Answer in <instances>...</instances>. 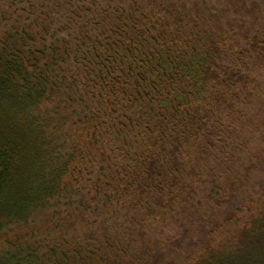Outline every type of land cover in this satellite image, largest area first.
I'll return each instance as SVG.
<instances>
[{
  "label": "trees",
  "instance_id": "16d2710c",
  "mask_svg": "<svg viewBox=\"0 0 264 264\" xmlns=\"http://www.w3.org/2000/svg\"><path fill=\"white\" fill-rule=\"evenodd\" d=\"M20 4L0 34V231L40 216L111 227L95 244L17 241L0 264H264V181L243 174L264 170L262 143L205 179L216 140L232 131L242 151L256 134L234 112L264 109V0Z\"/></svg>",
  "mask_w": 264,
  "mask_h": 264
},
{
  "label": "rangeland",
  "instance_id": "374dc122",
  "mask_svg": "<svg viewBox=\"0 0 264 264\" xmlns=\"http://www.w3.org/2000/svg\"><path fill=\"white\" fill-rule=\"evenodd\" d=\"M21 0H16V6L11 7L10 2L8 0H0V34L2 33L3 27L5 25H9L13 23V20L21 14V11L19 8L22 7V4H20ZM18 8V9H17ZM12 16V17H11ZM5 18L7 20H5ZM12 25V24H11ZM258 74V87L262 89V92L264 93V68L259 70L257 72ZM257 98V97H256ZM258 99V98H257ZM257 99L255 100V97L253 99V103L251 106L246 107L243 109V111L234 112L237 116L241 115L242 113H248L249 115L255 116L254 120V127H253V133L256 132V134L253 137V140L251 141L252 137V128H249V133L247 136V139L250 138L249 147L247 150H240V146L237 145V135L234 137L232 131L227 133L225 141H223V144H220L218 140H216V148L215 150H212L213 158L210 159L211 165H213L212 173L211 171H207V174L205 175V179L210 181L218 180L222 177L221 174H224L223 172L228 171V169H233L238 167L237 163V157L243 158V157H251L250 154L254 155V147L253 145H256L259 147V145L262 143V147L264 148V109L261 110V108L257 105ZM256 103V104H255ZM233 112H230L229 114L226 113L224 117V122L231 125L233 123L241 125L240 121L238 122L235 118L236 115H234ZM243 115V114H242ZM245 117V116H244ZM244 117L242 119H244ZM236 125V126H237ZM237 134V133H236ZM235 138V141H234ZM254 149V151H253ZM209 153L211 154V150H209ZM250 153V154H249ZM261 157L264 158V153L261 154ZM255 169V168H254ZM263 168H259L255 170V173L252 174L251 171H244L243 174H248V179L250 181H253V183H256L257 186H260V183L264 181V172ZM211 173V174H209ZM252 186V184H251ZM236 188H239L238 186H235ZM203 191V193H206V197L208 194L211 193L209 182L203 183V186L200 189ZM256 189H252L254 191ZM225 192L230 193L231 195L239 194V191H229L226 190ZM221 196V193L219 194ZM206 200V199H205ZM203 202L201 206H197L194 208H191V212H193L192 218L196 220H200L201 215L210 213V209L212 206H215L214 197L206 200ZM230 202V201H228ZM234 201H231V203H223L220 204V208H217L219 211V216L224 217L226 214L225 212L231 207V204ZM195 214V215H194ZM218 216V217H219ZM219 217V218H221ZM43 217H38L36 219H31L27 223H22L19 225H13L8 228H6L3 231H0V251L6 250L8 247H10L12 244H15L17 241L18 243L22 242H32L35 241L42 242L44 245L53 240L54 238L58 237L61 233L66 231L68 235L66 236V240L68 242H79L82 244H95L96 241H99L101 237H104L109 234V231L107 230V226L110 228V223L105 222V217L102 215L93 216L91 215L87 221H78L75 225H69L65 223L64 220H58L56 222V225L50 226L47 230V225L43 222ZM202 221V220H200ZM193 222V221H192ZM106 223V224H105ZM195 223V222H194ZM200 223V222H199ZM71 224V223H70ZM56 227H59L56 229ZM62 228V229H61ZM61 229V230H60ZM111 230V229H110ZM112 231V230H111Z\"/></svg>",
  "mask_w": 264,
  "mask_h": 264
}]
</instances>
